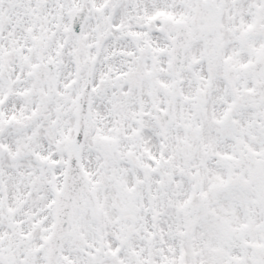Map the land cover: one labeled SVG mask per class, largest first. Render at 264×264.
I'll list each match as a JSON object with an SVG mask.
<instances>
[{"label": "snow or ice", "instance_id": "1", "mask_svg": "<svg viewBox=\"0 0 264 264\" xmlns=\"http://www.w3.org/2000/svg\"><path fill=\"white\" fill-rule=\"evenodd\" d=\"M0 264H264V0H0Z\"/></svg>", "mask_w": 264, "mask_h": 264}]
</instances>
